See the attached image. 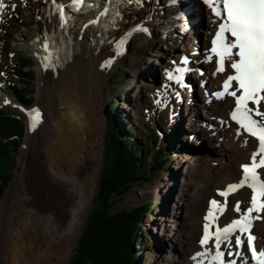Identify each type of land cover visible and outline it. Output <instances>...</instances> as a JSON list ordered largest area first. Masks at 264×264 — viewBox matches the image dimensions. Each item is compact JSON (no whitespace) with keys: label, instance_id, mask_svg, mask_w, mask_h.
<instances>
[{"label":"bare ground","instance_id":"6f19581e","mask_svg":"<svg viewBox=\"0 0 264 264\" xmlns=\"http://www.w3.org/2000/svg\"><path fill=\"white\" fill-rule=\"evenodd\" d=\"M31 1L37 3L36 11L24 0H6L8 7L0 19V65L7 53L12 52L11 46L5 43L9 39L15 47L36 56V105L44 112V124L37 131L31 129L29 118L27 120L24 156L0 208V226L7 219L4 218L12 200H16L14 205L18 208L16 221L7 234L2 257L4 264H69L94 201L104 161L108 121L103 116V100L107 75L115 64L127 58L135 60L141 68L139 81L130 87L136 93V99L142 94L161 96L156 115L169 117L176 93L171 94L164 87L170 81L169 73L175 76L172 68L179 64L181 56L165 51L163 46L171 36L181 37V32L185 35L181 37L180 52L199 62L190 81L199 85V96L201 91L206 93L205 96L202 94L206 107L193 105L187 127L179 118V123L171 124L176 127L165 132L167 147L172 150L179 145L180 150H184L186 144L180 136L191 134L204 138L214 156L208 159L193 156L183 161L185 156L180 152L182 158L176 163L180 178L176 172H170L165 182L156 184L153 191L142 190V198L156 195L169 200L160 208V218L151 223L156 227L159 222L165 236L155 241L157 252L173 240L176 241V253L159 256L156 264H214V229L227 227L244 216L253 220L252 228L248 233H237L245 242L243 246H237L235 239H231V245L225 244L220 249L224 252L223 262L261 264L264 257L253 259L247 236L251 234L255 238L253 246L260 254L264 253V208H256L249 215L255 190L247 184L239 185L243 181L242 166L250 165L253 156L259 163L264 159V153L260 152L258 138L233 121L231 113L236 106L235 97L217 95L224 92L226 78L234 74V70L226 60L225 71H218V57L211 48L220 20L211 8L204 4L184 12L186 0H181L177 8L166 0H137L134 4L115 0L116 6L110 14L111 6L103 0L100 7L90 8L78 7L76 0ZM179 8L185 15L199 16L205 21L201 35H197V20L188 24L187 30L179 29L173 17ZM42 11L51 13L57 29L55 58L50 62L45 59L37 41L42 35L38 21ZM143 24L146 28H141ZM125 35H128L126 39ZM155 66L159 67L160 84L154 76ZM236 87L233 82L229 91ZM3 95L8 97L4 92ZM136 99L127 98L133 106ZM249 107L253 105L250 103ZM261 111H264V102ZM257 171L264 182V168ZM233 185L239 189L228 192ZM225 192L228 193L226 196L221 195ZM212 200L217 201L215 209ZM236 205L240 211L236 210ZM174 210L182 215L180 223L174 219ZM210 211L214 216L211 220L208 218ZM63 222H66L65 227ZM206 224L213 235L205 245L200 241ZM198 253L207 255L197 257Z\"/></svg>","mask_w":264,"mask_h":264},{"label":"rangeland","instance_id":"374dc122","mask_svg":"<svg viewBox=\"0 0 264 264\" xmlns=\"http://www.w3.org/2000/svg\"><path fill=\"white\" fill-rule=\"evenodd\" d=\"M27 4H30V7L32 10H37V3L30 2V0H24ZM193 1L186 0V3L184 2V5L190 4ZM194 4V3H192ZM181 10V9H180ZM38 14V13H36ZM193 20V21H192ZM196 24L198 25V28L196 31L198 34L201 35L202 29L205 27V22L200 19L199 16H191L190 24L194 21H196ZM24 23V22H23ZM186 23V22H185ZM188 25V21H187ZM189 28V27H188ZM1 42V41H0ZM7 46H11L12 52H8L5 56V60L0 65V109H2L4 112L9 114L11 117L18 118L21 120L25 125V133L23 137L20 139V146L16 152L13 153L14 159L16 161L14 169H13V175L10 180L9 186L6 188L4 193L2 194L0 198V208L2 205V202L5 199V196L16 176V173L19 170L20 161L24 156V141L27 134V117L24 108H30L33 106H38L37 99H38V72H37V65L36 61L37 58L34 54H29L28 52L21 50L17 47H15V44L11 42V40H7L5 42ZM179 44V38L177 36H171V39L168 40L166 45L163 46L165 51L171 52V53H177L180 54L181 46ZM146 48V46L144 47ZM12 54V55H11ZM25 65H23V63ZM154 66V65H153ZM155 73L157 84H160V74H159V67L155 66ZM31 71L34 75V80L32 83V86L29 87L28 93L30 96L28 99H30L32 102L30 105H25L22 101L19 100L17 97L15 90H18L21 86L24 87V84L22 83V80L25 79V76L23 75L27 71ZM121 70L126 71V73H121ZM141 71V68L137 66V62L135 60H132V58H127L123 61H121L118 64H115V66L112 68V70L107 75V86L105 88V94H104V100H103V106H104V118H114L115 123L117 127H119L121 139L127 138V137H133L135 140L141 142L145 148L155 146V141H158L159 144L157 146V150L160 149L165 150L166 159L169 161L168 164L162 169L157 170L156 169V163L153 160V157H150V175L145 178L144 180H141L137 185H134L123 197H114L113 201L115 202L114 211H123V210H130L135 207H138L140 205L149 204L150 205V211L148 212L147 216L145 217L141 229L138 233L139 239L142 241V244H136L134 249V255L136 257L135 264H156L157 259L159 256H171L173 253H176V247L174 246L176 244V241L171 240L169 244L167 243V246L165 245L158 253L157 248H155V241L163 239L164 232L161 229V226L159 225V222L157 223L156 227L151 222L155 220L156 218H160L158 216V212L160 211V208L163 205H166L169 200L166 197L162 196H156L153 195V197L150 198H142L141 192L144 189H150L151 191L154 190V187L158 183L165 182L166 175L168 176L171 172L173 174L174 172L177 173L178 178H180V171L177 172L176 163L180 161L182 157H180L182 152L185 156L183 161H187L188 159H192L193 156H195L197 159H208L214 156V152L212 149L206 145L204 138H201L200 136L194 137V135L189 134L188 137H185L184 135L181 137L182 140H184V143L186 146H184V150H180V146L169 150L168 149V142L166 139V130L170 127L175 128V125H171L174 123H179L178 118L181 119V123L183 126L187 127V119L190 115V112L192 113V107L194 104L202 105L206 107V104L203 102V96H205L206 93L201 91V96H199V91L196 90L192 94L194 95L195 99L192 101L186 100L183 98V100L179 99L178 97H174L172 100V107L174 111L169 113V117L167 115H156V109L159 108V103L157 101H160L162 98L161 96H155L152 97L149 94H142L139 96L138 100L136 99V93L132 91L131 84H134L139 81V73ZM193 75V74H192ZM191 75V76H192ZM9 79V82L6 80ZM117 79L116 83H113V81ZM164 90L169 91V93H172L173 91L176 92L178 90L177 87H174V83L169 82L165 85ZM7 94L8 97H5L6 95H3V92ZM128 96L133 97L136 99L135 105H130L129 101L127 100ZM184 97V96H183ZM182 101V104L180 105V102ZM115 106V111H111V107ZM123 106H126L127 108H123ZM40 107V106H38ZM176 111L178 112V115L173 118L172 114H175ZM132 128L134 131H130L129 129ZM107 133H108V127H107ZM184 133V132H183ZM211 136L214 139V134H211ZM0 139H2L4 142L7 141L3 136L0 134ZM193 140V141H192ZM215 141V140H214ZM203 153V154H202ZM154 154V153H153ZM153 156V155H152ZM104 161L106 159V150L104 151ZM105 170V167L101 166L98 176V184L100 182V178L103 175ZM140 170V168H139ZM171 170V171H170ZM182 172V171H181ZM165 177V178H164ZM97 194V191H96ZM96 194L93 198V202L91 204L90 210L87 214V217L84 221V224L82 226L81 232L83 233V230L86 227V223L88 220V217L90 216L95 200H96ZM16 200H12L8 207L7 212L5 215L6 220H3L2 225L0 226V263L4 264V261L2 260L3 257V251L5 248V243L7 239V234H9L12 224L16 221V214H18V208L14 204ZM172 206V205H171ZM10 209V210H9ZM14 209V210H13ZM10 213H9V212ZM12 211V212H11ZM15 215V216H14ZM175 220L177 222L182 221V215L177 213L176 210H174ZM152 217V218H151ZM173 219V220H174ZM8 224H7V223ZM12 222V223H11ZM64 227L66 225V222H63ZM194 228V225L191 226ZM80 234L82 235V233ZM6 234V235H5ZM79 235L77 244L74 248L73 254L71 256L69 264H71L72 259L75 255V251L79 242V239L81 237ZM163 236V237H162ZM5 240V241H4ZM183 247V245L181 246ZM2 253V254H1ZM2 255V256H1Z\"/></svg>","mask_w":264,"mask_h":264},{"label":"trees","instance_id":"16d2710c","mask_svg":"<svg viewBox=\"0 0 264 264\" xmlns=\"http://www.w3.org/2000/svg\"><path fill=\"white\" fill-rule=\"evenodd\" d=\"M121 73L125 74L126 71L121 70ZM23 75L27 79L22 80L24 87L15 90V93L20 101L30 105L32 101L28 99V89L32 86L34 75L30 70ZM111 111H115V106L111 107ZM24 127L21 120L10 117L0 109V134L7 139L6 142L0 139V198L10 184L16 163L13 153L20 146ZM129 130L134 131L132 128ZM157 142L155 146L145 148L133 137L121 139L114 118L108 119L105 170L71 264H135V246L142 244L138 233L150 211V205L114 211L113 198L123 197L134 185L150 175V157H153L157 170H162L168 164L164 149L154 153Z\"/></svg>","mask_w":264,"mask_h":264},{"label":"snow or ice","instance_id":"6c2138e0","mask_svg":"<svg viewBox=\"0 0 264 264\" xmlns=\"http://www.w3.org/2000/svg\"><path fill=\"white\" fill-rule=\"evenodd\" d=\"M208 6L213 10L215 16L219 18L220 23L218 31L215 33L213 41L214 46L211 48L219 59L218 71H225V62H229L230 69L234 70V74L228 75L223 85L224 92L218 93L219 97L225 94L235 97V111L231 113L232 119L237 121L240 127L245 129L251 136L257 137L259 141L260 152L264 153V111H261V103L264 102V0H206ZM8 7L6 0H0V19L5 15V8ZM12 9L15 5H11ZM47 50L48 45H44ZM52 53H49V59ZM110 63V62H109ZM47 66V65H46ZM177 73L182 72V69L177 68ZM177 79L169 73V79ZM236 82V89L229 91ZM240 93L239 95L237 93ZM160 101H157L159 103ZM253 107H249V103ZM30 127L35 130L38 124L42 121V115L39 109H33L30 113ZM254 117H259L256 119ZM243 168V181L239 186L247 184L252 187L257 196L264 195V182L259 179L260 174L258 169L264 168V159H260L257 163L256 156L251 158V164H245ZM237 186H230L228 192L235 190ZM228 193H221L227 195ZM257 196L252 198V208L248 209L249 215L257 208ZM213 209L217 207V201L212 200ZM264 208V204L259 206ZM236 210L240 211L239 205H236ZM208 218L214 219L213 212L208 213ZM248 216L231 223L229 226L215 229L214 247L216 255L212 257L215 264H224L222 257L224 252L221 251V244H232L229 239L230 234L239 229L240 233H248L249 224ZM213 233L209 229V225H205V231L201 244H208ZM254 237L251 234L247 236V244L253 256H256V248L253 246ZM244 240L238 235L235 237V244L243 246ZM238 255L239 253H235ZM207 255V253H198L197 257ZM229 255L233 253L229 252ZM264 253L258 256L261 260ZM229 264H235V261H230ZM264 264V260H261Z\"/></svg>","mask_w":264,"mask_h":264},{"label":"water","instance_id":"95a60500","mask_svg":"<svg viewBox=\"0 0 264 264\" xmlns=\"http://www.w3.org/2000/svg\"><path fill=\"white\" fill-rule=\"evenodd\" d=\"M107 138H108V133H107V131H106L105 139H104V143H105L104 149H105V150H106V148H107ZM158 144H159V142H158ZM158 144H157V146H158ZM157 146H156L155 149H154V153L158 152V150L156 149ZM160 150H161V149H160ZM160 150H159V151H160ZM104 158H105V157H104ZM102 166L105 167V161H103ZM102 176H103V175H102ZM102 176H101V178H100V182H99L98 187H97V194H98V191H99V188H100V185H101ZM97 194H96V196H97ZM81 233H82V232H81Z\"/></svg>","mask_w":264,"mask_h":264}]
</instances>
